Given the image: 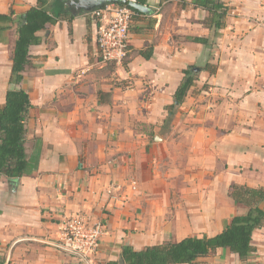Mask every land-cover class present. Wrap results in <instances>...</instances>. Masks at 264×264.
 <instances>
[{
  "label": "crops",
  "instance_id": "1",
  "mask_svg": "<svg viewBox=\"0 0 264 264\" xmlns=\"http://www.w3.org/2000/svg\"><path fill=\"white\" fill-rule=\"evenodd\" d=\"M221 1L229 8L218 30L199 0L137 1L153 11L135 9L117 64L100 59L95 18L65 0L15 84L19 21L40 2L0 0V108L10 89L31 102L28 169L0 174V264H121L123 245L215 236L249 211L230 193L264 188V0ZM189 67L195 84L166 121ZM73 216L102 225L94 254L67 248ZM252 244L246 259L221 247L182 264H264V225Z\"/></svg>",
  "mask_w": 264,
  "mask_h": 264
},
{
  "label": "trees",
  "instance_id": "2",
  "mask_svg": "<svg viewBox=\"0 0 264 264\" xmlns=\"http://www.w3.org/2000/svg\"><path fill=\"white\" fill-rule=\"evenodd\" d=\"M143 3L144 0H137ZM38 7H32L20 18L18 40L16 42L11 82L19 84L23 71L31 63L30 46L41 41L38 31L47 24H53L66 12L65 0H56L53 7L46 9L47 0H39ZM210 13L211 25L217 30L224 26L229 6L221 0H199ZM7 19V17L5 18ZM196 41L208 43L205 38L195 37ZM141 53L150 58V48ZM209 66H207L208 69ZM216 68V67H215ZM215 68L209 69L210 72ZM196 71L189 67L175 93V103L167 107L166 121H171L178 105L182 104L188 92L195 84ZM31 107L28 93L23 89H10L6 94V105L0 108V174L8 178H20L28 169V158L25 148L26 121ZM230 195L239 203L249 207V211L233 217L230 224L215 236H190L177 242H165L136 250L123 245L121 256L126 264H182L194 263L200 257L210 255L218 248L226 247L246 259L253 251L252 236L256 229L264 225V188H253L245 185H232Z\"/></svg>",
  "mask_w": 264,
  "mask_h": 264
},
{
  "label": "built area",
  "instance_id": "3",
  "mask_svg": "<svg viewBox=\"0 0 264 264\" xmlns=\"http://www.w3.org/2000/svg\"><path fill=\"white\" fill-rule=\"evenodd\" d=\"M88 14L97 22L100 59L121 64L128 54L129 29L135 9L128 4L107 3ZM62 229L67 248L83 257L97 251L104 232L100 223L89 225L81 216L67 219Z\"/></svg>",
  "mask_w": 264,
  "mask_h": 264
},
{
  "label": "water",
  "instance_id": "4",
  "mask_svg": "<svg viewBox=\"0 0 264 264\" xmlns=\"http://www.w3.org/2000/svg\"><path fill=\"white\" fill-rule=\"evenodd\" d=\"M107 3L128 4L134 9L145 13L153 11L149 6L138 3L135 0H71L70 5L75 6L78 11H91L94 8L103 6ZM121 264H125V261L121 260Z\"/></svg>",
  "mask_w": 264,
  "mask_h": 264
},
{
  "label": "flooded vegetation",
  "instance_id": "5",
  "mask_svg": "<svg viewBox=\"0 0 264 264\" xmlns=\"http://www.w3.org/2000/svg\"><path fill=\"white\" fill-rule=\"evenodd\" d=\"M69 2H71V0H69Z\"/></svg>",
  "mask_w": 264,
  "mask_h": 264
}]
</instances>
